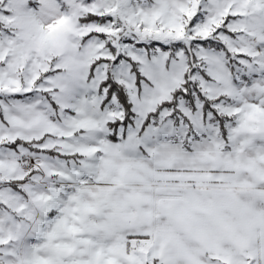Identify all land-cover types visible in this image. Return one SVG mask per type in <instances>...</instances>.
Wrapping results in <instances>:
<instances>
[{
    "label": "snow or ice",
    "instance_id": "1",
    "mask_svg": "<svg viewBox=\"0 0 264 264\" xmlns=\"http://www.w3.org/2000/svg\"><path fill=\"white\" fill-rule=\"evenodd\" d=\"M0 264H264V0H0Z\"/></svg>",
    "mask_w": 264,
    "mask_h": 264
}]
</instances>
